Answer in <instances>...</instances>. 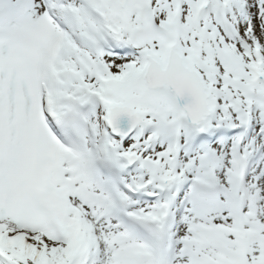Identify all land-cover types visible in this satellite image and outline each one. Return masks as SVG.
I'll return each mask as SVG.
<instances>
[{
  "label": "snow or ice",
  "instance_id": "6c2138e0",
  "mask_svg": "<svg viewBox=\"0 0 264 264\" xmlns=\"http://www.w3.org/2000/svg\"><path fill=\"white\" fill-rule=\"evenodd\" d=\"M0 264H264V0H0Z\"/></svg>",
  "mask_w": 264,
  "mask_h": 264
}]
</instances>
